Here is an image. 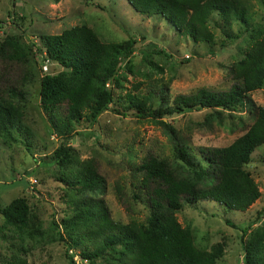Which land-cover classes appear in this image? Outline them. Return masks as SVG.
I'll list each match as a JSON object with an SVG mask.
<instances>
[{"label":"rangeland","instance_id":"rangeland-1","mask_svg":"<svg viewBox=\"0 0 264 264\" xmlns=\"http://www.w3.org/2000/svg\"><path fill=\"white\" fill-rule=\"evenodd\" d=\"M242 1L249 13L247 26L225 22L213 11L207 20L212 39L192 41L165 18L140 14L126 0H0V42L13 38L25 46L27 61L22 64L33 72L22 87L23 97L14 99L19 123L9 126L7 135L0 132V206L17 195L24 196L29 206V219L22 228L4 223L0 214V264L109 263L105 255L93 260L79 255L81 248L92 247L86 237L79 238L76 246H67L78 230L73 224H64L80 202L60 178L74 169L77 160H94L103 182L87 195L98 199L113 220L145 223L149 208L135 168L140 159L152 153L177 173H191V168L176 157L166 128L157 119L178 129L189 155L201 165L205 161L198 146L225 145L246 128L251 121L246 109L182 106L174 110L172 102L176 93L199 87L225 90L237 80L232 69L246 51L250 27L264 24V0ZM81 23L93 28L103 41L133 38V50L119 63L112 87L116 99L95 120L81 117L69 135H57L40 106L38 82L43 73H57L64 67L44 58L41 35ZM4 63L0 62V85L19 71L16 64ZM125 91L151 92L152 104L159 107L156 115L124 111ZM249 96L263 105L264 84L250 90ZM59 146L70 147L71 163H57L53 152ZM243 166L259 190L245 209L199 199L182 203L175 211L176 220L190 230L196 247L222 243V254L216 259L219 264H243L241 239L264 224V142L250 152Z\"/></svg>","mask_w":264,"mask_h":264},{"label":"trees","instance_id":"trees-1","mask_svg":"<svg viewBox=\"0 0 264 264\" xmlns=\"http://www.w3.org/2000/svg\"><path fill=\"white\" fill-rule=\"evenodd\" d=\"M126 1L140 14L165 18L192 41L212 39L207 20L213 11L225 22L237 21L244 26L249 23V13L242 0ZM41 37L44 58L57 61L64 69L40 76L39 103L51 129L57 135H69L75 121L81 117L95 120L116 99L113 83L119 63L133 50L134 39L103 41L85 23ZM245 44L244 55L232 69V76L237 80L227 89L215 91L199 87L193 92L176 93L172 102L174 110L182 106L246 109L251 117L246 128L225 145L198 146L205 161V165H201L189 155L178 129L157 119L166 128L176 157L191 168V173H177L166 160L152 153L140 159L135 168L149 208L145 223L134 219L124 223L113 220L98 199L87 195L103 182L94 160H77L74 169L60 178L80 202L76 207L72 205L75 209L64 224L65 227L73 224L78 230L76 238L70 236L68 248L78 245L79 238L86 237L92 241V247L81 248L79 255L89 260L105 255L110 259L108 264H219L216 259L222 254V243L215 241L207 248L196 247L190 230L176 220L175 211L182 203L199 199H212L226 208L243 210L259 195L257 183L243 165L250 152L264 142V104L255 103L249 96L250 90L264 84V24L250 27ZM156 51L163 53L162 49ZM7 61L16 64L19 71L7 78V84L0 85V132L4 135L8 134L9 126L20 121L14 99L23 97L22 87L33 75L32 70L23 67V61H27L26 47L16 39L6 38L0 42V62L4 65ZM151 95L149 91L143 94L125 91L123 110L155 116L159 107L152 104ZM120 98L118 95L117 99ZM69 153L68 146H59L53 152L60 165L73 161ZM0 214L4 223L22 228L29 219L26 198L22 195L11 198L0 206ZM248 234L247 239H241L243 264H264V224L257 225Z\"/></svg>","mask_w":264,"mask_h":264}]
</instances>
